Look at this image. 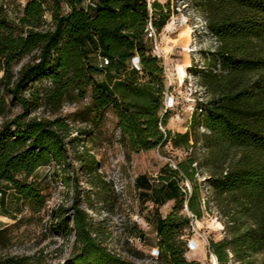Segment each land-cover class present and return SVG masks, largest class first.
Here are the masks:
<instances>
[{
  "label": "trees",
  "instance_id": "1",
  "mask_svg": "<svg viewBox=\"0 0 264 264\" xmlns=\"http://www.w3.org/2000/svg\"><path fill=\"white\" fill-rule=\"evenodd\" d=\"M83 1L53 0L48 5L46 0H27L15 9L13 24L3 16L0 0V117L5 118L0 125V182L28 203L32 213L45 208L46 197L33 177L43 167L68 166L67 147L76 141L70 138L67 119L56 114L64 103L84 100L89 92L90 103L75 113L76 120L96 124L112 112L119 143L130 152L170 144L189 153L201 143L208 170L203 182L226 235L209 241V254L217 264H253V257L262 255L264 264V0H191L217 44L212 64L198 75L207 100L197 104L184 133L165 129L169 112L164 108L163 64L146 44L148 22L159 35L171 16L168 5L95 0V9L85 11ZM98 51L109 59L108 66L90 63V55L96 58ZM25 58L29 61L14 73L15 64ZM134 58L138 68L127 66ZM103 73L104 81L97 82L95 75ZM16 107L20 111L7 118ZM43 107L55 117L32 116ZM199 126L206 132L196 131ZM86 154V161L76 153L73 161L96 174L97 163ZM199 166L189 153L172 176L162 177L165 187L156 192L164 190L166 199L159 198L147 217L157 236L154 264H199L186 258L183 239L191 222L209 210L196 179ZM76 179L73 173L71 182ZM169 200L173 207L162 216L159 208ZM73 211L71 220L52 215L56 223L51 230L75 239L64 264H136L108 253L96 242L85 213L75 204ZM12 227L0 230V252L12 243ZM0 264L44 263L35 256L0 253Z\"/></svg>",
  "mask_w": 264,
  "mask_h": 264
},
{
  "label": "rangeland",
  "instance_id": "2",
  "mask_svg": "<svg viewBox=\"0 0 264 264\" xmlns=\"http://www.w3.org/2000/svg\"><path fill=\"white\" fill-rule=\"evenodd\" d=\"M27 0H1L12 6V12ZM48 5L53 0H46ZM162 6L168 5L170 19L158 35L159 49L166 57V92L164 108L169 112L165 129L173 133L189 130L191 118L198 103H205L207 97L198 85V75L207 70L211 63V53L216 48V41L208 34L205 20L191 0H149ZM9 23L16 24L13 13L2 10ZM152 48V41L146 40ZM29 58L15 64L17 73ZM89 61L98 65L94 54ZM132 61L127 66L133 65ZM2 73L0 72V77ZM168 77V79H167ZM104 73L95 75L97 82H103ZM8 101V100H7ZM90 103V93L84 100L66 102L56 114L66 118L71 128L70 138L76 141L67 147L69 165L58 169L55 166L40 168L34 175L41 193L46 197L45 208L40 213H32L28 203L19 201L7 184L0 182V230L12 227V243L2 255L35 256L44 264H64L73 253L75 239L63 237L62 233L51 230L53 214H63V218L72 219L73 205L82 210L87 223L95 232L96 242L108 253L125 261L136 264H154L158 255L157 236L154 225L147 222V217L160 199L165 200L163 178L172 176L177 163L186 159L189 153L201 166L197 167V183L201 184V195L208 199L209 210L201 220H194L184 231L187 241L186 258L199 264H214L209 254L210 240L220 241L225 235L223 219L211 201L210 189L203 180L208 175L204 166L207 152L199 143L186 153L174 149L170 144L150 151L133 153L119 143L120 132L112 112L106 113L94 124L76 120L75 113L83 111ZM13 108L7 118L19 112ZM199 117L201 115L198 111ZM33 117L52 119L49 109L43 107L32 114ZM5 118L0 117V125ZM196 131L205 133L197 127ZM79 154L86 161L88 153L97 163L96 174H89V169L73 161ZM73 173L77 179L71 182ZM69 179L68 183L63 182ZM189 187L187 182L184 183ZM181 186L183 184L181 183ZM173 201H166L159 208L162 216L170 212ZM186 212V211H185ZM72 224H69V227ZM253 264H263V256L253 257ZM237 264V263H234Z\"/></svg>",
  "mask_w": 264,
  "mask_h": 264
},
{
  "label": "built area",
  "instance_id": "3",
  "mask_svg": "<svg viewBox=\"0 0 264 264\" xmlns=\"http://www.w3.org/2000/svg\"><path fill=\"white\" fill-rule=\"evenodd\" d=\"M148 3V8H150V1L146 0ZM97 5V2L95 0H84L82 3V7L85 11H90L92 9H95ZM1 7L5 12L8 13H13L12 12V6L6 4L5 2H1ZM14 14V13H13ZM15 17L17 16L16 13L14 14ZM16 19V18H15ZM146 39L151 40L152 41V53L157 56L158 58H160L162 60V64H163V72L166 75V57L161 53L160 49H159V43H158V35L156 34V32L154 31L151 22H148L147 25V29H146ZM96 59L98 60L99 64L98 67L99 68H104L106 66L109 65V59L102 57L100 55V52L98 51L96 54ZM137 58L133 59V66L135 68H138V59ZM168 79V77H167ZM0 197H1V193H0Z\"/></svg>",
  "mask_w": 264,
  "mask_h": 264
},
{
  "label": "bare ground",
  "instance_id": "4",
  "mask_svg": "<svg viewBox=\"0 0 264 264\" xmlns=\"http://www.w3.org/2000/svg\"><path fill=\"white\" fill-rule=\"evenodd\" d=\"M137 60V59H136ZM212 258H213V263L214 264H217V262H216V259H215V257L212 255Z\"/></svg>",
  "mask_w": 264,
  "mask_h": 264
},
{
  "label": "crops",
  "instance_id": "5",
  "mask_svg": "<svg viewBox=\"0 0 264 264\" xmlns=\"http://www.w3.org/2000/svg\"><path fill=\"white\" fill-rule=\"evenodd\" d=\"M2 183H4V182H2ZM4 184H6V183H4ZM4 218V216L0 213V219H3Z\"/></svg>",
  "mask_w": 264,
  "mask_h": 264
}]
</instances>
